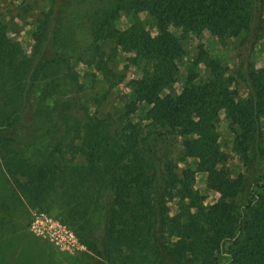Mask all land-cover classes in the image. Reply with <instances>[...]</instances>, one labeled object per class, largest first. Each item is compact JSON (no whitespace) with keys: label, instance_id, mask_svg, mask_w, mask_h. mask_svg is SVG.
I'll list each match as a JSON object with an SVG mask.
<instances>
[{"label":"trees","instance_id":"16d2710c","mask_svg":"<svg viewBox=\"0 0 264 264\" xmlns=\"http://www.w3.org/2000/svg\"><path fill=\"white\" fill-rule=\"evenodd\" d=\"M78 9L77 18L83 24L81 44L72 30L61 31L60 24L50 32L53 53L37 64L27 60L19 44L7 37L6 24L0 22V94L7 90L0 100H13L19 74L27 72L32 86L40 91L38 113L55 130L53 141L40 157H19L22 151L9 145L14 137L3 142L5 167L17 190L36 207L62 189L73 216L80 207L85 215L95 199H105L109 208L107 246L114 247L108 238L117 236L118 243L122 238V244L126 242L133 251L147 249L148 223L153 218L165 264H184L189 256L202 255L205 264H227L232 257L223 252L232 239L238 245L232 262L264 264V193L258 191L238 204L236 198L244 192V182L233 180L225 167L228 153L219 131L224 110L237 128L236 150L246 160L264 158V66L247 68L240 59L246 47L254 49L263 37L264 0H79ZM124 9L149 11L158 32L153 34L137 24L126 30L110 28ZM49 23L43 22V40L48 38ZM171 26L184 33L208 29L225 38L242 37L236 75L246 82L248 96H238L225 79L228 65L202 46L194 61L209 68L211 78L197 82L194 75L188 76L180 93L165 92L175 82L185 52L183 35L177 36ZM107 39L117 48L135 50V62L147 63L134 88L139 99L152 101L147 118L161 127L153 136L144 135L139 125L131 123L120 142L111 138L102 119L85 108L71 109L65 85L78 78L71 65L73 58L93 64L104 53L102 40ZM7 82L9 90L4 89ZM161 136L173 143L182 137L186 155L199 159L198 169L208 174L209 187L225 194L226 199L212 206L199 202L196 171H179L172 153H166L160 167L152 171L150 146ZM124 142L129 145L127 151H122ZM8 150L16 155L8 156ZM78 157L83 158L82 163L75 161ZM256 185L264 189V183ZM175 200L180 212L172 217L168 203ZM246 228L251 230L248 238L239 242L238 236Z\"/></svg>","mask_w":264,"mask_h":264},{"label":"rangeland","instance_id":"374dc122","mask_svg":"<svg viewBox=\"0 0 264 264\" xmlns=\"http://www.w3.org/2000/svg\"><path fill=\"white\" fill-rule=\"evenodd\" d=\"M78 2L79 0H0V22L6 24L7 37L19 44L27 60L35 64L41 63L53 53L50 32H55L60 24L61 31L72 30L75 39L77 37V44H81L83 24L77 18ZM45 20L50 22L47 40H43L42 37ZM135 24L150 30L153 34L158 32L154 18L147 10H121L117 18L112 20L110 28L126 30ZM171 30L177 36L183 35L185 52L179 60L176 80L164 90L165 92L180 93L188 76L194 75L197 82H205L211 78L210 69L194 61L199 47L202 46L210 55L222 59L228 65L229 70L225 73V79L231 88L237 90L238 96L241 98L248 96L249 88L246 82L241 76L236 75L239 43L242 37L225 38L215 35L208 29L201 33H184L182 28L171 26ZM102 45L104 53L93 64H87L77 58H73L71 62L74 71L78 73L75 82H68L65 85V91L71 98V109L82 108L85 111V108L93 117L102 119L109 129L111 138L120 142H123V134L127 135L129 132L131 123L139 125L144 135L153 136L161 127H155L147 118L152 101L139 99L134 88V81L143 76L147 63L142 60L135 62L133 59L136 55L135 50L117 48L111 39L102 40ZM240 59L245 61L247 68L250 65L255 68L264 66V34L254 49L246 47L243 50ZM19 75L14 86L13 100L9 101L6 98L0 100V264H165L163 261L166 260L157 239V222L153 218L148 223L150 239L147 249L143 248L144 250L140 251L136 248L133 251L126 242L122 244L124 242L122 238L118 243L115 240L117 236L113 239L108 238L114 247L107 246L109 208L105 205V199L102 202L95 199L89 204L85 215L83 208L80 207L77 215L73 216L67 194L62 189L36 207L27 202L17 190L15 180L5 167L7 158L1 153L3 142L14 137L9 145L19 152L22 151L19 157H40L53 141L55 133L45 117L38 113L39 89L32 86L27 72ZM10 86L8 83L4 89L9 90ZM2 95H7V90H4ZM13 116H16V122ZM236 129L225 111H221L220 139L222 147L228 153L225 167L233 180L242 179L245 186L244 192L236 198L240 205L250 199L252 194L264 193V189L256 185L264 183V158L246 160L245 155L236 150ZM122 145L124 146L122 151L129 149L125 142ZM150 147L152 150L148 158L152 171L160 167L166 153H172L179 164V171L186 168L196 171L194 186L199 193V202L205 206H212L226 199L225 194L209 187L208 174L198 169L199 159L186 155L182 137L173 143L168 137L161 136L155 139ZM8 153V156L16 155L12 150H8ZM68 156L70 158V155ZM75 161L82 163L83 158L78 157ZM75 193L77 197L79 192ZM168 205L170 216L174 217L180 212V204L176 200L169 202ZM192 209L195 211V208ZM35 211L47 213L61 225L71 228L82 247L74 251L64 250L49 238L37 235L31 229ZM121 229L120 226L119 230ZM250 231L246 228L238 236V241L246 240ZM120 235L121 233L118 238ZM237 250L238 245L235 239H232L225 243L223 254L235 258ZM231 260L227 264H235ZM206 262L203 255L199 258L189 256L184 264Z\"/></svg>","mask_w":264,"mask_h":264},{"label":"built area","instance_id":"2783aa9c","mask_svg":"<svg viewBox=\"0 0 264 264\" xmlns=\"http://www.w3.org/2000/svg\"><path fill=\"white\" fill-rule=\"evenodd\" d=\"M31 229L37 235L49 238L58 247L74 251L81 248L75 232L64 225H61L51 215L35 211L32 217Z\"/></svg>","mask_w":264,"mask_h":264}]
</instances>
